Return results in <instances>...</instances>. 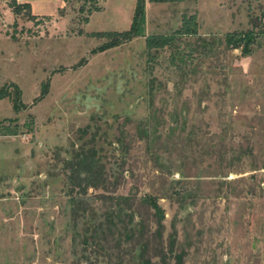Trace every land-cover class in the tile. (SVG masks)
Instances as JSON below:
<instances>
[{
    "label": "rangeland",
    "instance_id": "1",
    "mask_svg": "<svg viewBox=\"0 0 264 264\" xmlns=\"http://www.w3.org/2000/svg\"><path fill=\"white\" fill-rule=\"evenodd\" d=\"M134 1L0 5V264H264V0Z\"/></svg>",
    "mask_w": 264,
    "mask_h": 264
},
{
    "label": "trees",
    "instance_id": "2",
    "mask_svg": "<svg viewBox=\"0 0 264 264\" xmlns=\"http://www.w3.org/2000/svg\"><path fill=\"white\" fill-rule=\"evenodd\" d=\"M162 1H170V0H135L133 10H132V14H131V18H130V23H129V26L127 29L122 30V31H100V32H95V33H97L99 36L110 35V34L117 35L120 37L119 41H126V40L133 38L134 36L143 35L142 31H143V24H144V11H143L144 2H162ZM173 1H178V0H173ZM9 2L11 5H13L14 9L17 8L18 5H21L23 8H25L28 11V6L26 4H17L14 1H9ZM99 9H101V6H95L93 8V11H96ZM28 13H29V11H28ZM188 20H191L190 25L187 24ZM187 33L192 34V35L196 34V24H195L193 16H190V17H184L183 16L181 19L180 27L174 33H172L170 35H148V36H145L144 37L145 49L148 51L152 48H162V47L167 46V45L169 46L172 44V40L174 38V35H176V34L184 35ZM115 41H118V40H115ZM1 97H7L10 100V102L12 103L13 110L14 111L18 110V107L20 105L19 91L18 90L16 91V96L14 98L10 97V95L8 93L0 94V98ZM81 161H82V159H80L76 163V167L78 169L82 168L84 170V172L89 173V171H90L89 163L86 162L84 165L81 163ZM87 238L90 240L91 243L96 241L94 236L90 232H89ZM87 238H86V240H87ZM84 240H85V238H83V241Z\"/></svg>",
    "mask_w": 264,
    "mask_h": 264
},
{
    "label": "crops",
    "instance_id": "3",
    "mask_svg": "<svg viewBox=\"0 0 264 264\" xmlns=\"http://www.w3.org/2000/svg\"><path fill=\"white\" fill-rule=\"evenodd\" d=\"M8 1H14L17 4H26L29 14L32 16H54L64 5L63 0H0V5ZM87 20L85 22H87Z\"/></svg>",
    "mask_w": 264,
    "mask_h": 264
}]
</instances>
